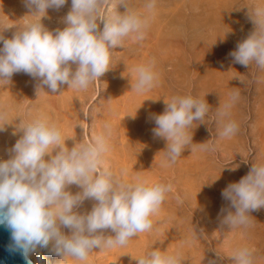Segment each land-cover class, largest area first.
<instances>
[{
  "label": "rangeland",
  "instance_id": "1",
  "mask_svg": "<svg viewBox=\"0 0 264 264\" xmlns=\"http://www.w3.org/2000/svg\"><path fill=\"white\" fill-rule=\"evenodd\" d=\"M145 3L128 0L138 12L145 11ZM257 5H264V0H156L145 39L126 38L123 47L111 50L109 70L87 90L62 85L51 93L43 86L37 96L40 80L24 72L14 73L7 85L0 84V110L7 114L4 126L12 128V148L23 135L21 124L41 114L58 124L69 148L72 137L90 140L110 123L105 166L127 181L139 176L173 186L152 217L151 231L131 238L125 247L94 249L86 264H137L136 257L155 249L179 251L182 264H234L231 255L242 246L255 249L254 264H264V208L250 213L253 223L247 230L221 224L227 211H234L222 195L224 189L238 182L253 164H264V69L254 63L243 66L230 55L253 31L249 11ZM70 10L71 0H67L59 9L49 8L41 23L50 31L63 29ZM124 10L118 8V0H108L101 13L107 17ZM36 19L24 0H0V27L13 24L0 32L5 39ZM99 27L103 29V21ZM150 60L155 61L159 83L137 93L131 88L134 69ZM72 67L75 70L76 65ZM236 89L240 97L230 115L218 117ZM187 94L206 99L210 111L204 123H193L192 144L174 164L162 166L167 141L154 135L153 117L164 111L165 99ZM228 120L236 121L239 130L222 138L219 132ZM200 143L215 145V151H201ZM66 190L75 194L81 188L72 184ZM95 203L86 198L74 211L85 214ZM61 231L71 234L63 226ZM104 235L115 233L107 229ZM52 252V262L62 260Z\"/></svg>",
  "mask_w": 264,
  "mask_h": 264
},
{
  "label": "clouds",
  "instance_id": "2",
  "mask_svg": "<svg viewBox=\"0 0 264 264\" xmlns=\"http://www.w3.org/2000/svg\"><path fill=\"white\" fill-rule=\"evenodd\" d=\"M24 2L29 13L38 19L20 26L12 38L0 35L3 41L0 84L7 85L14 73L24 72L40 80L37 96L43 86L51 93L62 85L76 91L87 90L109 70L111 50L123 47L126 38L145 39L156 7V0H146L145 11L138 12L129 7L128 0H118V8L123 6L125 10L105 17L101 9L108 0H71V10L64 17L66 27L50 31L41 18L49 8L59 9L67 0ZM249 18L254 24L253 31L230 55L243 66L254 63L264 69V5L249 11ZM10 27L13 24H6L0 27V32ZM72 65H76L75 70ZM134 72L131 88L137 93L150 91L159 83L154 60L138 65ZM239 97V90H234L218 117H228ZM165 104L164 111L153 117L156 125L153 132L167 141L161 165L170 166L192 144L193 123H204L210 106L206 99L191 94L174 95L165 99ZM6 115L0 110L3 121L0 130L8 123ZM19 129L23 135L10 150L13 155L0 161V223L11 229L14 247L23 252L28 264H32L28 259L32 252L38 247L47 248L50 243L52 250L62 257L61 264L68 257L86 264L94 249L125 247L131 238L151 231L152 217L159 212L173 186L139 176L127 181L123 174L117 176L105 166L112 136L110 123H105L102 131L90 140L72 137L71 148L66 146L58 124L43 114L21 124ZM238 130V123L228 120L219 135L230 138ZM199 149L215 151V145L200 143ZM46 156L50 158L45 159ZM72 184L81 191L75 194L67 191ZM222 195L231 202L234 211L228 210L221 224L229 229L250 228L253 223L250 213L264 208V164H253ZM86 198L96 201L91 211L85 214L74 211ZM62 226L69 228L71 234L65 235ZM107 229L115 235L105 236ZM231 256L234 264H254L255 249L242 246ZM136 258L137 264H182L179 251L155 249Z\"/></svg>",
  "mask_w": 264,
  "mask_h": 264
},
{
  "label": "bare ground",
  "instance_id": "3",
  "mask_svg": "<svg viewBox=\"0 0 264 264\" xmlns=\"http://www.w3.org/2000/svg\"><path fill=\"white\" fill-rule=\"evenodd\" d=\"M12 128L10 124L4 126L1 131V139H0V161L7 160L13 155L10 151L12 149ZM51 249H50V247ZM47 248L38 247L35 252H32L29 255V258L34 261L36 264H61V260L52 262L51 261V253L52 251V243L49 244ZM62 264H82L75 259H65Z\"/></svg>",
  "mask_w": 264,
  "mask_h": 264
},
{
  "label": "water",
  "instance_id": "4",
  "mask_svg": "<svg viewBox=\"0 0 264 264\" xmlns=\"http://www.w3.org/2000/svg\"><path fill=\"white\" fill-rule=\"evenodd\" d=\"M0 264H28L23 252L14 247L11 229L2 223H0ZM32 264L36 263L32 261Z\"/></svg>",
  "mask_w": 264,
  "mask_h": 264
}]
</instances>
